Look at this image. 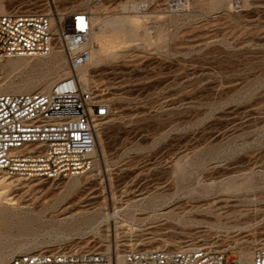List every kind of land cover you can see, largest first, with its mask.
<instances>
[{"label": "rangeland", "instance_id": "rangeland-1", "mask_svg": "<svg viewBox=\"0 0 264 264\" xmlns=\"http://www.w3.org/2000/svg\"><path fill=\"white\" fill-rule=\"evenodd\" d=\"M169 3L0 0L4 13L97 12L92 49L106 56L88 79L109 110L91 171L0 176V264L31 252L190 244L252 261L264 245V0ZM114 17L130 23L116 32ZM51 54L15 69L1 61L0 93L50 91L70 74L64 52ZM233 183L253 189L227 194Z\"/></svg>", "mask_w": 264, "mask_h": 264}, {"label": "built area", "instance_id": "built-area-1", "mask_svg": "<svg viewBox=\"0 0 264 264\" xmlns=\"http://www.w3.org/2000/svg\"><path fill=\"white\" fill-rule=\"evenodd\" d=\"M86 1L93 5L101 0ZM185 3L170 0L169 7L180 11ZM92 29V14L87 8L56 16L45 10L0 14V61L45 58L60 48L70 70L50 92L0 93V176L54 180L77 177L93 169L99 123L108 117L109 110L77 75L91 59ZM10 264H116V260L110 253L61 250L14 255ZM122 264L241 263L208 245L190 244L128 250ZM253 264H264V246L255 249Z\"/></svg>", "mask_w": 264, "mask_h": 264}, {"label": "bare ground", "instance_id": "bare-ground-1", "mask_svg": "<svg viewBox=\"0 0 264 264\" xmlns=\"http://www.w3.org/2000/svg\"><path fill=\"white\" fill-rule=\"evenodd\" d=\"M135 9H136V7H134ZM133 8V9H134ZM132 10V9H131ZM139 11V10H138ZM4 13V10H3V8H2V6L0 5V14H3ZM97 13V12H96ZM93 14V16H92V24H94V23H96V22H98L99 21V17H98V15L97 14ZM56 19V17L53 19V20H55ZM130 21V19H127V20H125V21H122V19H120V18H118V17H114L113 19H111L110 21H109V25L111 26V28L113 29V30H115L116 32H121L124 28H125V26L128 24V23H130L129 22ZM134 23V22H133ZM127 28V27H126ZM125 30V29H124ZM129 30V29H128ZM127 30V31H128ZM131 30V29H130ZM124 32V31H123ZM130 32V31H129ZM130 35H132L131 33H130ZM133 35H134V33H133ZM132 35V36H133ZM92 37H93V29H92V32H91V34H90V38H89V40H90V44L92 45V43H91V40H92ZM129 37H131V36H129ZM50 55H52V54H50ZM108 55V54H107ZM106 56V51H105V48L104 47H102V46H100L98 49H96V50H93L92 49V51H91V59H90V62L87 64V65H85V66H82V67H80L78 70H77V75H78V77H79V79H80V81L83 83V85L84 86H86V87H90L91 85H90V83H89V79H88V70H89V67H91V66H98L101 62H102V60H103V58ZM116 57V56H115ZM27 58H31V57H17V58H11L10 60H9V62H8V65H9V67H10V69H15V68H17L18 66H19V63L21 62V61H23V59H27ZM32 58H39V57H32ZM12 59H16V60H12ZM1 62V61H0ZM68 76V75H67ZM66 77V76H65ZM64 78V77H63ZM62 79V78H61ZM60 80V79H59ZM58 81V80H57ZM56 81V82H57ZM55 82V83H56ZM54 83V84H55ZM50 84V83H49ZM53 84V85H54ZM53 87V86H52ZM52 87L50 88V90L52 89ZM43 89H48L49 90V85H44L43 86ZM48 92H50V91H48ZM3 94H6V93H3ZM1 176H3V175H1ZM4 176H6V175H4ZM7 177H14V176H7ZM18 177H21V176H18ZM23 178V177H22ZM247 183V182H246ZM250 183V182H249ZM249 183H247V184H249ZM251 185H254V184H252L251 183ZM256 188V187H255ZM225 191H226V193L227 194H234V193H241V192H243L244 193V191H251L252 189H253V187L252 186H244V185H238L237 183H233V184H227V185H225V187L223 188ZM209 190V189H208ZM212 191V190H211ZM246 193V192H245ZM253 193V192H252ZM242 194V193H241ZM264 246V245H263ZM181 247V246H180ZM155 249H159V247H156ZM132 250H135V249H132ZM145 250H151V249H145ZM255 251V250H254ZM253 255H254V252H253ZM114 257H115V260H116V264H122V262H123V259H124V255H122L120 252H118V251H116L115 252V255H114ZM249 257L247 258V254H241V256H240V259H239V262L241 263V264H253V257H252V261H249ZM251 260V259H250Z\"/></svg>", "mask_w": 264, "mask_h": 264}]
</instances>
